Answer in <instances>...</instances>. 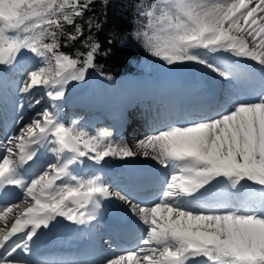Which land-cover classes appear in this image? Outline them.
I'll return each mask as SVG.
<instances>
[{
	"label": "snow or ice",
	"instance_id": "6c2138e0",
	"mask_svg": "<svg viewBox=\"0 0 264 264\" xmlns=\"http://www.w3.org/2000/svg\"><path fill=\"white\" fill-rule=\"evenodd\" d=\"M92 3L0 0V66L15 65L24 50L39 62L21 93L43 88L55 102L71 81L85 80L99 44L86 40L88 51L74 58L61 50V37L67 46L83 36L76 18ZM139 15L146 23L137 35L168 65L194 62L225 81L238 79L244 74L240 65L218 59L226 53L255 61L264 72V0H153ZM65 25L75 31L67 32ZM93 27L90 20L89 30ZM48 144L56 162L26 179L25 166ZM135 147L138 151L113 144L108 129L92 135L75 121L65 124L48 108L8 137L0 158V264H34L15 254L30 253L34 238L57 218L76 224L96 220L107 200L123 202L145 234L132 250L104 264H264V88L254 99H237L226 109L170 125ZM138 154L170 170L152 202H136L101 176L85 178L73 168L84 157L101 164ZM9 187L21 191L19 202L3 200Z\"/></svg>",
	"mask_w": 264,
	"mask_h": 264
},
{
	"label": "bare ground",
	"instance_id": "6f19581e",
	"mask_svg": "<svg viewBox=\"0 0 264 264\" xmlns=\"http://www.w3.org/2000/svg\"><path fill=\"white\" fill-rule=\"evenodd\" d=\"M218 59L222 62L238 63L240 65V67L244 70V74L239 77L242 80V87L236 83V79L225 81L223 78H220L217 75L211 73L203 66L198 65L194 62H187V64L183 65L184 67H180L177 71L169 72V78L165 77L164 75H155V80L150 81L149 79H147V77H150L148 74H141L132 77L128 82H126L125 85L123 84V88H121L120 91H118L117 89L109 90L110 95H108L107 100L111 99L110 102H106L104 99V102L100 103L99 99H97L95 100V104L87 106L90 107V109L94 110L93 107L99 104L100 107L98 108L100 110H102L104 107L112 110L113 104L122 105L124 108V114L122 116L123 118L117 119L115 115L109 116L108 122H104V125H109L110 128L108 129L114 131L113 136L121 140L123 144L129 147H133L131 144L136 145L138 140L144 139L148 135H152L160 130L157 128L163 126L168 127L171 125V123L174 124L175 121L172 119V115L175 112L180 113L181 111V113L179 114L181 117L183 116V118H181V123H185V121L190 120V118L188 117L194 116V119H197L203 116L201 114L206 115L209 112L226 109L230 107L231 103L237 99H254L256 95L260 93V90L264 88V72L260 70V66H258V63L254 62V64H252L250 59H238L226 53L219 54ZM28 67H22L19 65V62H16L15 65L5 69V77L7 78L6 89H4L0 81V113H2L8 120V122L5 124L1 119L0 114V121L2 123V130L0 131V135L2 136V139L7 138L8 134L10 133L11 136L18 135L19 131L17 133H13V130H20L24 125L30 123L33 118V113L28 112L23 116L21 122H17L16 116H21L22 114H24V112L27 111V108L24 106V109H17V103H15L17 98L16 96H14L15 94L11 92L13 91L15 85L14 83L19 81L20 78L24 77L22 71H26ZM246 69H249L250 72H253L255 76V79H253V83H250L248 73L247 71H245ZM2 70L1 76L4 78ZM17 72L22 73V77L16 78ZM26 73L27 72H25V74ZM199 76H202L203 78H199ZM215 78H218L221 83L219 84L215 82ZM194 80L196 81L195 83H193ZM95 82V80L91 81V91L95 92L96 95L100 97L101 93L99 92L98 84H96ZM190 83H192L193 85H191ZM11 84H13V87L11 88V91H8V86ZM184 84H186V86H184ZM155 86L156 90H152L153 93H156L158 95V97L155 96V99L149 98L148 101H132L133 95L130 94L129 89H134L144 95L149 93V89H152ZM173 86H177V88L180 89L181 92H183V95H181L179 100L173 98L170 93V89ZM204 89L206 91L202 92L199 97H194V94L197 93V91ZM244 90H250L251 92L249 94H241ZM24 99L25 95L21 99V104H26L24 102ZM225 100H227V103L225 102L226 104L224 103ZM127 101L132 102L129 106L126 107ZM147 102L150 103L151 106H148ZM92 110L91 112H93ZM25 119H28V121L25 122ZM17 123H19V125ZM139 123L141 125H138ZM119 127H121L123 135L118 132ZM47 148V145L38 148L39 156H41L42 160L39 159L36 162H33L34 164L32 163L33 165L31 168H29V171L33 168L35 169L29 172L30 177L28 179L34 178L46 168L45 161H47V159L50 160V155H48L49 152L47 151ZM3 154L4 146L0 148V158H2ZM116 160L133 167H140L137 165L140 161L137 160L147 161L152 164V168H145L144 171L151 172L146 175L142 174L144 172L143 170H139L138 172H133L130 170L110 172L108 174V177L109 179H111L112 183L110 184V182L108 181V185L113 191H117L116 188L112 185L116 184L117 186L126 187L128 190L139 195H145L149 193V195L152 196L150 199L157 198L161 194L164 184L169 178L170 170L164 169L163 167L157 165L156 162H154L150 158L144 159L132 157L124 160L118 158ZM78 164L79 163L73 166L75 172ZM104 164L108 163L104 161ZM142 166L143 165H141V167ZM118 167H120V165H118ZM77 174L79 175V173ZM90 176L91 174L89 175V177ZM155 177L157 178L151 182L148 180H144L147 178ZM18 197L19 198L16 201L12 202H19L22 199V193H19ZM116 204H121L123 209L124 207L127 208V206L124 205L121 201L116 200ZM21 206L23 207V205ZM102 243L106 249L111 247V243L107 239H102ZM138 243L139 241L137 240L128 243L122 242L121 245L123 246L125 244L127 248L122 249L121 246L120 248H116L117 252H102V258L95 261L93 264H104L106 258H110L115 254H122L126 250H132ZM73 255H64L62 259L52 258L48 260H42L39 258H35L33 261L35 264H65V262L78 259L77 256Z\"/></svg>",
	"mask_w": 264,
	"mask_h": 264
},
{
	"label": "trees",
	"instance_id": "16d2710c",
	"mask_svg": "<svg viewBox=\"0 0 264 264\" xmlns=\"http://www.w3.org/2000/svg\"><path fill=\"white\" fill-rule=\"evenodd\" d=\"M152 2L153 0H93L83 17L76 18V23L82 26L83 36L68 42L67 46L63 43L65 38L61 37V50L75 58L78 52L88 51L84 43L86 40L88 43L99 44L95 67L90 70L109 82L118 80L123 74L152 72L151 65L155 56L145 47L143 38L137 35L146 23L139 12ZM90 20L94 24L91 30L88 28ZM65 30L74 32L75 27L65 25Z\"/></svg>",
	"mask_w": 264,
	"mask_h": 264
},
{
	"label": "rangeland",
	"instance_id": "374dc122",
	"mask_svg": "<svg viewBox=\"0 0 264 264\" xmlns=\"http://www.w3.org/2000/svg\"><path fill=\"white\" fill-rule=\"evenodd\" d=\"M27 57H30L28 59H31L32 61V65H30L29 67L26 65V67H28V69L25 71L23 70V76L22 77V73H18L16 74V78H20L19 81H17L16 83H14V88H13V91H11V88L13 87V84L9 85L8 86V91H11L13 92L17 98V100L15 101V103H17V109H20V105L22 103L21 99L23 98V96L25 95V99H24V102L26 104H23L26 108H27V111L24 112V114H22L21 116L17 115L16 118H17V122H21V120L23 119V116L25 114H27L28 112H32V117H35L37 115V113L39 112H42L43 109L45 108H48L50 111H54L57 113L59 119L61 121H63L65 124L70 122V118L72 117V119L76 122V124L78 125H81V123L83 125H85V120H89L91 123L93 122V120L91 119L93 115H89V114H86L88 116H90V118L88 116H85L83 115V113H79L77 115L74 114V112L76 113L77 111H80L82 112V108H84L85 106H90L92 104H95L97 99H99V102L102 103L104 102V99L106 102H110L111 99H108L107 100V97L108 95H110V92L109 90H113V89H117L118 91L121 90V88H123V84L125 85L126 82H128L132 77H135L134 74H123L119 77L118 80L116 81H113V82H109V81H105L101 75L95 73V72H92L90 69L88 70L87 74H86V78L84 81H71L69 83V85L67 86V89H66V94L64 97H66L68 99V107H69V110L70 112L67 110V106L64 104V103H61V101H55L53 102L45 93V91L43 90V88H36L32 91L31 95H28V94H24V93H21L20 92V88L23 86V82L26 80L25 78H27V73L31 70H34L35 67L39 66V62H38V58H36L32 53L28 52L27 50H24L20 53L18 59H17V62H19V65L22 66V61L25 60V58ZM32 57V58H31ZM252 64H254L255 61H252L250 60ZM184 64H187L184 63ZM184 64H176V65H168L166 62H164L162 59L158 58V57H154V60H153V63L151 65V68L153 69L152 73L157 75V76H160V75H164L165 77L169 78V72H174V71H177L180 67H184L183 65ZM196 65V64H195ZM188 66V65H187ZM258 66H260L258 64ZM10 66H0V77L2 78V81H1V84L2 86L4 87V89H6L7 87L5 86L7 81H6V77H5V69L6 68H9ZM3 69V70H2ZM1 70L3 72V76L4 78L1 76ZM260 70H261V66H260ZM21 71V70H20ZM25 72H27L25 74ZM12 73V72H11ZM151 72H146V73H141V74H149ZM10 76H13V75H10ZM199 78H203L202 76ZM216 79V78H215ZM92 80H95L96 84H98V87H99V92L101 93V96L98 97L96 95L95 92H92V88H91V81ZM196 81L194 80L193 83H195ZM191 85H193L192 83H190ZM184 86H186V84H184ZM239 86H243L242 84ZM87 89V90H86ZM194 90V89H193ZM65 98H63L64 100ZM66 99V100H67ZM36 100H39L40 103L39 104H36L35 101ZM80 100V101H79ZM32 102V106L29 107V102ZM64 104V105H63ZM62 105L61 109H60V106ZM87 106V107H88ZM23 107V109L25 108ZM74 108V110H72ZM100 107L99 104H97L96 106H94V111H95V108H98ZM22 109V108H21ZM85 109V108H84ZM90 109V108H89ZM91 112V110H89V113L92 114L94 113ZM181 113V111H180ZM179 112H175L173 115H172V119L174 121H179V117L180 118H183V116L181 117L179 114ZM201 115H204V114H201ZM190 118V120H193L194 119V116L193 117H188ZM189 120V121H190ZM28 119H25V122H27ZM78 122V123H77ZM19 125V123H17ZM71 124V123H69ZM174 124H181V122L179 123H174ZM183 124V123H182ZM139 125V124H138ZM171 125H173V123H171ZM82 126V125H81ZM95 127L97 129H92L90 131H88L87 129H85V127H81L83 129H85L86 131H88L90 134L92 135H95L96 133L100 132L101 130L103 129H108L110 128L109 125L105 124L104 123H97L95 125ZM166 127V126H163V127H160V128H157V129H160V130H163V128ZM111 133H112V142L113 144H123V142L119 139H117L114 135V131L113 130H110L108 129ZM19 130L18 129H14L13 130V133H17ZM8 136H11V133L8 135ZM7 141V138L6 140H2L0 143V146H4ZM115 141V142H114ZM119 142V143H118ZM133 147V150L134 151H138L136 149V145L134 144H131ZM48 155H50V160L47 161V164H45V166L47 167L48 164H51V163H55L56 162V159L54 160V158H51L52 157V152L51 151H48ZM138 156V157H137ZM136 158H144L142 155H137ZM82 159H86V158H82ZM116 159L118 158H111V157H108L106 158L105 162H109V163H114L115 161H117ZM144 159H149V158H144ZM91 161V160H90ZM93 162V161H92ZM147 162V161H146ZM95 163V162H93ZM96 164V163H95ZM100 166V164H97Z\"/></svg>",
	"mask_w": 264,
	"mask_h": 264
}]
</instances>
